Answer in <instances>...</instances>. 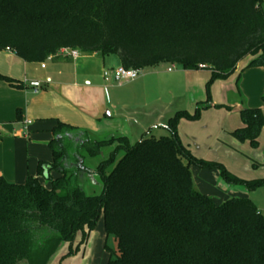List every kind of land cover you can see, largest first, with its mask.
Returning <instances> with one entry per match:
<instances>
[{"label": "trees", "instance_id": "1", "mask_svg": "<svg viewBox=\"0 0 264 264\" xmlns=\"http://www.w3.org/2000/svg\"><path fill=\"white\" fill-rule=\"evenodd\" d=\"M63 48L115 56L127 69L205 68L211 83L225 80L249 56L251 67L264 68V0H0V51L45 63ZM200 112L178 111L167 121L168 136H143L134 145L58 121L52 160L40 161L36 176L23 184L0 177V264H49L64 244L72 256L102 217L118 243L108 264H264V214L247 196L264 188V178L240 179L183 145L180 121ZM240 117L245 126L233 138L258 148L264 109ZM191 164L218 170L226 185L247 195L219 202L200 193ZM45 171L50 186L39 179ZM92 171L100 195H88L80 183Z\"/></svg>", "mask_w": 264, "mask_h": 264}, {"label": "crops", "instance_id": "2", "mask_svg": "<svg viewBox=\"0 0 264 264\" xmlns=\"http://www.w3.org/2000/svg\"><path fill=\"white\" fill-rule=\"evenodd\" d=\"M120 65L119 59L115 56L102 58L97 54L80 55L77 59L59 58L45 63H26L11 51H0V75L22 84L21 88H15L0 79V146L6 144L12 137L11 134L16 133L19 127L22 129L21 133L28 135V139L34 142L36 138L42 137L48 140L49 145L52 140L51 131L58 121L87 130L99 140L111 136H124L132 145L141 140L142 134L153 129L162 127L167 130V121L178 111L173 113V109H168L172 102L164 101L167 93L166 82H170L172 88L177 77L172 75L173 72L168 71L169 80L164 82L165 84L160 82L154 88L152 86L140 92H137V89L149 85L150 81L143 78L123 82L129 84L127 86L130 90L123 92L122 96L119 92L123 83L113 79L107 82L103 76L105 70H113ZM108 87L112 91L111 96L108 94ZM172 94L176 96L175 92ZM230 94L231 99H228L226 106L232 124L224 125L222 139L220 138L217 147L223 148V154L232 159L234 164L236 162L242 164L243 172L247 175L245 180L263 179L264 129L259 137V146L254 149L249 144L238 142L232 136L234 131L245 126L240 118L241 111L244 108L261 107L251 104L250 98L242 89L232 91ZM141 98L150 105L158 102L153 111L146 112L147 119L144 123L149 122L147 124L137 122L133 115L135 111L130 110ZM107 112H109L108 116ZM133 129L140 130L141 135L135 136ZM219 156H216L215 161H226ZM0 177L11 183L16 182L15 173L9 169L3 171L1 166ZM220 188L223 191L230 189L224 186L222 181ZM230 190L235 194L230 193L231 195L224 200L233 196L247 195L238 187ZM247 196L251 197V194ZM259 210L261 211L260 208ZM79 238L73 249H76L80 242ZM108 238L102 222L95 231L88 234L86 242L78 251L72 256H67L69 245L63 247L52 264H105L107 255L104 243Z\"/></svg>", "mask_w": 264, "mask_h": 264}, {"label": "rangeland", "instance_id": "3", "mask_svg": "<svg viewBox=\"0 0 264 264\" xmlns=\"http://www.w3.org/2000/svg\"><path fill=\"white\" fill-rule=\"evenodd\" d=\"M80 55L83 56V54ZM254 59L255 58L252 56L246 57L238 64L236 71L228 79H219L212 83L210 82L212 73L205 68H201L197 71H186L180 66L161 64L157 67L142 70V74L138 79L145 78L150 82L149 85L147 84L144 87L138 88L137 92L143 91L144 89L146 90L152 86L154 88V86L160 82L165 84L164 82L169 80L168 69L171 68L173 72L172 75L177 77V81L172 88L170 87L172 84L166 82L167 93L166 100L164 101L168 103H170V101L172 102L168 109H173V113L175 111H187L193 114L198 106L201 108L198 119L189 120L184 118L180 121L179 134L183 145L187 147L195 157L206 161L219 162L215 161V158L217 155H220L219 157L226 161H220L219 163H221L227 171L240 179H246L247 175L243 172L244 169L241 166L242 164H240V162L234 164L232 159H229L223 154V148L219 149L217 145L220 138L222 139L224 125L226 123L229 126L232 124V121L229 120L230 117L228 118L229 111L226 106L228 99H231L230 93L232 91H238L239 89L244 90L247 97L250 98L251 104L254 103V105L256 104L258 107L264 109V68L251 67V63ZM241 84H243L242 87ZM127 85L129 84L123 83L121 85L122 89L119 94L122 95L123 92L126 93L130 90V87ZM174 92L176 96L172 94ZM108 94L110 96L112 95V91L109 87ZM119 94L118 96H121ZM142 98L139 99V102L135 103L130 110L135 111L133 115L134 119L138 120L137 122L147 124L149 122L144 123L147 119L146 112L153 111L157 107L158 102H153L150 105L149 103L146 104L147 101L145 103ZM108 115L109 112H107V116ZM173 115L174 114H172V116ZM172 116H170V118ZM134 126L136 128V124H134ZM20 128L21 127L16 130V133L11 134L12 137L6 144L0 146V166L3 171L9 169V171L15 173V183L23 184L26 182L28 175L36 176L37 164L39 161L50 162L52 160V151L48 145V140L46 141L42 137H38V139L36 138L33 142V140L27 138L28 135L21 133L22 129ZM133 131L135 136H140L142 133L137 129H133ZM25 132L27 133V131ZM168 135V131L161 127L153 129L146 134H142V137H154L159 139ZM245 143L246 145L249 144L248 142ZM249 146L251 147L250 144ZM108 152L109 151H105L106 154ZM99 162V158L89 159L87 165L89 168H94ZM187 162L188 160L185 159V163ZM190 169L195 188L200 193L211 196L219 202L224 201L228 195H231L230 193H233L232 195L235 194V192L230 190L234 188L232 186L227 185L228 188H230L227 191H223L220 188L222 180L220 179L218 170L202 169L195 164H191ZM91 174L83 175L82 179H80V183L88 195H100L103 190V185L94 172V178L91 177ZM39 179L42 184L50 186L48 182V173L46 171L40 175ZM251 199L264 214V188L253 192L251 194ZM101 221L103 222V217L100 222ZM102 222L98 223V225H101ZM104 245L107 255L105 264H108L111 256L115 255L118 245L113 236H110Z\"/></svg>", "mask_w": 264, "mask_h": 264}, {"label": "built area", "instance_id": "4", "mask_svg": "<svg viewBox=\"0 0 264 264\" xmlns=\"http://www.w3.org/2000/svg\"><path fill=\"white\" fill-rule=\"evenodd\" d=\"M58 55L60 58L77 59L80 57V52L70 48H63L60 50ZM168 71L172 72V69L169 68ZM141 74H142L141 70L127 69L123 66H119L113 70H105L103 76L107 82L113 79L119 83H123V82L137 80Z\"/></svg>", "mask_w": 264, "mask_h": 264}, {"label": "water", "instance_id": "5", "mask_svg": "<svg viewBox=\"0 0 264 264\" xmlns=\"http://www.w3.org/2000/svg\"><path fill=\"white\" fill-rule=\"evenodd\" d=\"M247 108H244L243 110H246ZM242 110V111H243ZM91 177L92 178H94V174H93V172H92V174H91ZM223 182V181H222ZM223 185L224 186H227L224 182H223ZM66 246H68V244H64V245H62L58 250H57V252H56V254L53 256V258L51 259V261H50V263L49 264H52L54 261H55V259L60 255V253H61V251H62V248L63 247H66Z\"/></svg>", "mask_w": 264, "mask_h": 264}, {"label": "flooded vegetation", "instance_id": "6", "mask_svg": "<svg viewBox=\"0 0 264 264\" xmlns=\"http://www.w3.org/2000/svg\"><path fill=\"white\" fill-rule=\"evenodd\" d=\"M95 174V173H94Z\"/></svg>", "mask_w": 264, "mask_h": 264}]
</instances>
